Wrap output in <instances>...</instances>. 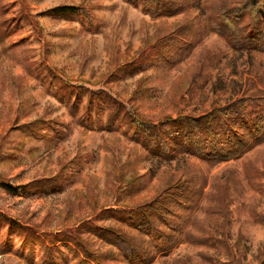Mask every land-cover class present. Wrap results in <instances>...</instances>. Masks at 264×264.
I'll return each mask as SVG.
<instances>
[{
    "label": "rangeland",
    "instance_id": "374dc122",
    "mask_svg": "<svg viewBox=\"0 0 264 264\" xmlns=\"http://www.w3.org/2000/svg\"><path fill=\"white\" fill-rule=\"evenodd\" d=\"M162 1L171 15L152 18L125 0H0V179L17 188L0 184V264H95L71 232L101 264H260L264 142L212 165L113 119L112 100L156 126L264 95V53L209 28L219 0ZM63 6L82 14H47Z\"/></svg>",
    "mask_w": 264,
    "mask_h": 264
},
{
    "label": "trees",
    "instance_id": "16d2710c",
    "mask_svg": "<svg viewBox=\"0 0 264 264\" xmlns=\"http://www.w3.org/2000/svg\"><path fill=\"white\" fill-rule=\"evenodd\" d=\"M125 1L134 6L140 5L143 12L152 18L171 15L167 4L162 0ZM47 14L72 16L82 13L81 9L76 7L63 6L52 9ZM207 20L211 31L234 49L264 53V0H219L210 7ZM148 56L154 57L151 53ZM72 89L77 93H87L90 102L92 101L93 92L81 88ZM109 105L113 108V119L118 116L123 118V122L127 125L130 123L129 127L133 130L132 135L136 142L142 143L148 150L157 149L159 154L165 157L173 156V148L170 146L175 145L179 146L176 149L178 152L190 154L203 162L216 165L240 157L253 145L264 142V95L241 98L200 118L180 117L156 126L145 125L135 115L128 113L117 101H109ZM0 184L9 193L17 192V188L1 179ZM148 220L144 225L139 226V229L151 234L155 228L153 222ZM136 221L140 222L139 219ZM58 238L54 240L55 243L61 242ZM54 242L51 241L49 244L55 245ZM70 242L84 253L87 260L101 264L97 257L83 250L74 232L70 233ZM46 249L51 250L48 247ZM126 255L130 258L135 256L128 248ZM51 258H47V262L56 264V259ZM260 264H264V254Z\"/></svg>",
    "mask_w": 264,
    "mask_h": 264
}]
</instances>
